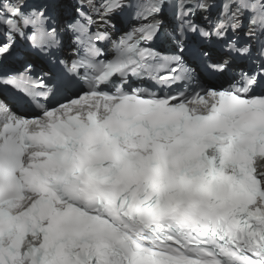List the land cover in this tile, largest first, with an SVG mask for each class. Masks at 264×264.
Returning a JSON list of instances; mask_svg holds the SVG:
<instances>
[{
  "label": "snow or ice",
  "instance_id": "6c2138e0",
  "mask_svg": "<svg viewBox=\"0 0 264 264\" xmlns=\"http://www.w3.org/2000/svg\"><path fill=\"white\" fill-rule=\"evenodd\" d=\"M125 6L0 0V61L17 37L62 47L63 11L76 57L59 60L62 76L84 85L48 107L53 89L43 77L29 88L30 67L0 80L39 112L27 118L0 99V264H264V0H223L210 30L196 22L209 0L129 3L150 22L100 60L111 40L100 26ZM245 13L238 46L228 32ZM161 38L169 54L151 47ZM205 43L226 44L249 70L227 88L201 86L198 70L229 73ZM145 80L158 90L134 84Z\"/></svg>",
  "mask_w": 264,
  "mask_h": 264
}]
</instances>
